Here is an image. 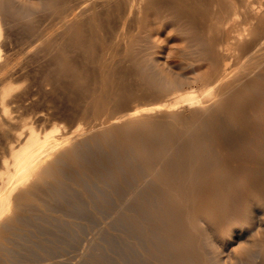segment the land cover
Returning a JSON list of instances; mask_svg holds the SVG:
<instances>
[{
  "label": "rangeland",
  "instance_id": "obj_1",
  "mask_svg": "<svg viewBox=\"0 0 264 264\" xmlns=\"http://www.w3.org/2000/svg\"><path fill=\"white\" fill-rule=\"evenodd\" d=\"M3 1L0 0L5 46L2 53L13 61L9 68L15 67L7 82L19 92L23 89V98L11 113L18 125L11 131L18 135L24 136L29 128L39 133L70 132L77 126L89 130L121 114L124 102H144L142 97H149L160 87L169 86L176 94L186 87L200 86L198 78L203 70L193 73L187 66L192 63L188 38L191 30L183 25L175 30L177 25L160 15L132 16L121 30L119 0H93L95 4L92 0ZM72 5L81 7L71 20L64 21ZM164 12L157 10L159 14ZM180 63L187 78L173 69ZM170 90L168 97H172ZM97 95L104 97L100 106L93 102ZM181 122L172 128L156 124L150 140L184 141V133L190 137L197 125L194 127V121L189 119ZM165 127L171 128L168 133ZM198 127L193 137H198ZM180 128L181 133L191 131L181 134L176 131ZM205 132L209 135V131ZM238 133L236 130L233 134L238 141L239 137L250 138L248 133V139ZM200 137L197 139L202 141ZM0 138L1 170L2 160L9 155L7 136ZM188 140L189 146L196 141ZM84 144L77 150V162L62 163L57 180L36 185L22 218L14 228L3 229L0 264H215L198 252L194 240H188L182 220L184 209H176L159 185L151 181L138 183L145 173L129 146L120 147L111 135L89 139ZM212 150L202 151L209 159V163L204 159L203 169H199L203 173L215 155ZM168 156L171 161L172 154ZM169 164H174L173 159ZM191 202L194 201L187 205ZM205 235L201 232L199 237L204 243ZM227 261L224 264H229Z\"/></svg>",
  "mask_w": 264,
  "mask_h": 264
},
{
  "label": "bare ground",
  "instance_id": "obj_2",
  "mask_svg": "<svg viewBox=\"0 0 264 264\" xmlns=\"http://www.w3.org/2000/svg\"><path fill=\"white\" fill-rule=\"evenodd\" d=\"M119 2L121 30H124L128 18H139L140 14L143 18L157 14L168 19L171 25H177L175 30L181 25L191 30L188 38L192 63L187 66L193 73L203 70L200 74L202 77L198 78L200 86L193 88L189 85V89L186 87L187 90H179L181 92L176 94L174 90L171 92L169 86L160 87L149 97H142L141 101L144 102H124L121 114L110 117L106 125L95 124L89 130L77 126L70 132L54 130L39 133L29 128L21 136L12 132L17 123L11 113L15 112L23 98V89L19 92L12 83L7 82L15 67L9 68L13 61L2 53L5 46L0 20V136L4 138L6 135L8 138L6 149L9 155L8 159L2 160L0 170V243L4 238L3 229L12 228L22 218L23 210L30 202V193H33L31 191L36 185L57 180L59 166L74 161L79 156L77 153H80L78 148L89 139L111 135L117 145L129 146L134 151L139 167L145 173L138 183L151 181L159 185L176 209H184L182 220L187 228L188 240H194L202 256L215 264H224L226 260L229 264H248L250 261L251 264H264V0ZM79 6L72 5L63 20H71ZM157 10L165 12L159 14ZM174 66L179 76L187 78L181 72V63ZM169 90L172 97H168ZM103 98L97 95L93 99L94 104L102 105ZM187 119L194 121V127L199 126L198 137H193L197 127H192L196 130L193 131L191 124L192 131L185 130L192 132L190 137L185 131L182 132L188 136L187 139L181 137L184 141L161 139V143H158L152 142L155 138L150 140L156 124L163 123L172 128ZM166 128L165 132L168 133L171 128ZM231 129L239 130L240 135L245 134L247 139L250 138L245 140L239 137L241 139L238 141V137L233 135L235 131ZM200 132L203 134L199 135ZM200 136L202 141L197 139ZM191 137L197 139L193 144L194 139H189ZM188 139L191 146L185 141ZM80 149L83 151V148ZM203 149H214L215 153L209 164L211 166L206 167L204 173L199 169H203L201 165L204 159L208 163L209 159L205 158ZM170 154L173 165L169 164L172 162V159L169 160ZM60 171L63 175V170ZM190 200L194 204L187 205ZM201 232L206 234L205 243L199 238ZM216 232L219 233L216 235Z\"/></svg>",
  "mask_w": 264,
  "mask_h": 264
}]
</instances>
